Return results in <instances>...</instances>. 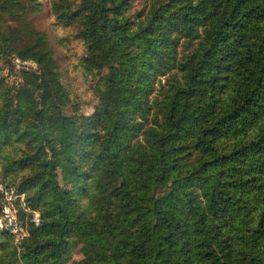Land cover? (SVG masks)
Instances as JSON below:
<instances>
[{
  "label": "trees",
  "instance_id": "obj_1",
  "mask_svg": "<svg viewBox=\"0 0 264 264\" xmlns=\"http://www.w3.org/2000/svg\"><path fill=\"white\" fill-rule=\"evenodd\" d=\"M50 1L98 102L66 113L44 0H0V61L36 66L0 78V178L28 230H0V264H264V0Z\"/></svg>",
  "mask_w": 264,
  "mask_h": 264
},
{
  "label": "rangeland",
  "instance_id": "obj_2",
  "mask_svg": "<svg viewBox=\"0 0 264 264\" xmlns=\"http://www.w3.org/2000/svg\"><path fill=\"white\" fill-rule=\"evenodd\" d=\"M151 0H132V13L144 12L149 8ZM31 19L36 28L44 30L48 36L49 44L53 50L54 56L58 64V71L62 81L66 84L70 91L71 102L65 106L67 114L73 113V105L78 104L79 113L86 115L92 114L98 98L93 90L94 81L97 78L94 74H87L82 67V58L85 54V45L77 36L78 27L76 24L62 26L56 22L52 12L51 1L44 0L43 8L40 12L31 15ZM185 48L180 46L179 52L183 53ZM15 63V61H12ZM11 60L0 61V78L5 79L6 86H12L18 83L19 77L16 73L18 66L24 65V62L16 64L12 68ZM17 63V62H16ZM29 67L36 69L34 63ZM18 65V66H17ZM164 78H162V82ZM5 165L0 161V176L4 175ZM40 216V215H39ZM81 258L79 250L75 249L70 256L71 264Z\"/></svg>",
  "mask_w": 264,
  "mask_h": 264
},
{
  "label": "built area",
  "instance_id": "obj_3",
  "mask_svg": "<svg viewBox=\"0 0 264 264\" xmlns=\"http://www.w3.org/2000/svg\"><path fill=\"white\" fill-rule=\"evenodd\" d=\"M18 61V60H17ZM21 63L20 61H18ZM23 64L27 66L32 65L31 62L26 61ZM0 230L9 232L16 243L21 242L27 235V225L23 219L18 215L17 203L23 200V195L16 193L14 189L9 188L0 178ZM30 216V223L35 226L40 224V216L36 211L25 209Z\"/></svg>",
  "mask_w": 264,
  "mask_h": 264
}]
</instances>
